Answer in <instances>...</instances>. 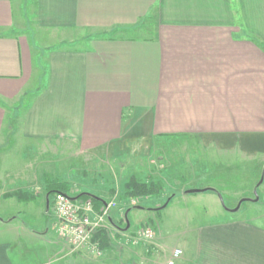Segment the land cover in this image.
<instances>
[{
    "label": "crops",
    "instance_id": "0c3cea01",
    "mask_svg": "<svg viewBox=\"0 0 264 264\" xmlns=\"http://www.w3.org/2000/svg\"><path fill=\"white\" fill-rule=\"evenodd\" d=\"M33 18L30 33L13 0H0V144L10 110L30 97L21 136L67 147L69 157L145 162L153 150L164 153L159 141L192 138L264 163V50L254 41L264 43V0H35ZM77 32L88 37L82 46L58 40ZM36 43L45 44L43 58ZM39 174L0 172V199L23 191L40 201ZM151 229L153 241L129 245L133 263L167 264L181 249L174 264H264L262 221L203 225L192 249L178 246L165 260L161 224ZM7 239H0V264H23ZM86 254L76 261L84 264ZM103 254L106 261L117 255Z\"/></svg>",
    "mask_w": 264,
    "mask_h": 264
},
{
    "label": "rangeland",
    "instance_id": "374dc122",
    "mask_svg": "<svg viewBox=\"0 0 264 264\" xmlns=\"http://www.w3.org/2000/svg\"><path fill=\"white\" fill-rule=\"evenodd\" d=\"M13 3L15 15L18 18L24 16L29 32H34L32 23L35 0H13ZM40 33H43V42L51 40V44L58 45L57 41L55 43L51 39L49 32ZM83 35L84 33L78 32L66 34L58 40L64 39L65 43L78 47L82 46L83 39L88 38ZM36 46H40L39 49L42 50L38 53L39 56L43 58V55H47L43 53L46 52L45 44L42 47L39 44ZM43 70L45 71V64ZM29 102L30 97L21 100L17 103L18 107L10 110L6 133L0 144V172L19 175L32 173L40 177L39 173L44 172L43 178L38 180L40 185L46 187L45 175H50L70 183L74 193L78 192L76 188H83L99 193V197L107 203L115 202L116 207L103 216V225L96 231L106 229L109 232L112 250L117 255L106 261L104 254L96 256L88 251H73L70 244L50 228L55 214L53 209L50 213L47 212V188H44L46 193L41 196L40 201H37L38 197L34 201H21L17 197L12 200L0 199V221L5 222V225L0 223V239L8 237L13 241L14 250L20 256L19 263L82 264L76 261L75 256L85 252L87 257L84 264H96L99 261L98 264H136L128 259L133 250L130 251L124 238L142 228H151V224L156 226L157 223L161 224L164 245L159 255L165 260L178 246L185 244L189 250L192 249L197 231L203 225L232 219L264 223V163L259 164L261 157L251 160L239 150L205 147L192 138L159 141L157 146H161L164 153L153 150L151 159L145 162L131 158L107 160L98 155L69 157L65 155L69 151L67 147L54 142L36 143L21 136L23 113ZM262 161L264 162V157ZM260 165H263L262 170ZM134 175L143 181L150 178L162 180L165 184L163 194L150 199L124 198V184ZM256 176L258 180L255 179ZM255 182L257 186L253 189ZM204 188L211 190L186 193ZM257 197L260 202H254ZM135 205L137 206L134 207ZM100 210L97 212L100 213ZM126 210L128 214L125 219ZM10 215L16 216V219L8 222ZM109 218H112L113 224ZM128 222L129 227L126 224ZM49 242H60L66 248L58 252L51 248ZM130 247L134 249L133 246Z\"/></svg>",
    "mask_w": 264,
    "mask_h": 264
},
{
    "label": "built area",
    "instance_id": "2783aa9c",
    "mask_svg": "<svg viewBox=\"0 0 264 264\" xmlns=\"http://www.w3.org/2000/svg\"><path fill=\"white\" fill-rule=\"evenodd\" d=\"M116 207L115 202L106 203L100 213L94 208L91 199L74 200L70 196L57 193L52 202L55 214V230L59 238L67 241L73 251H88L96 256H102L99 243L93 242L94 232L102 227L104 215ZM155 238L151 228H142L124 240L133 247L149 243ZM182 255L180 249H175L168 264H174L175 259Z\"/></svg>",
    "mask_w": 264,
    "mask_h": 264
},
{
    "label": "trees",
    "instance_id": "16d2710c",
    "mask_svg": "<svg viewBox=\"0 0 264 264\" xmlns=\"http://www.w3.org/2000/svg\"><path fill=\"white\" fill-rule=\"evenodd\" d=\"M254 41L259 47H261L264 50V43L260 39L255 38ZM45 182H46L47 194L49 199L48 213H50L52 208V202H53L52 199L57 193L66 194L70 196L72 199L79 201L91 199L94 208L98 211L105 205V199H103L102 197L94 196L88 192L74 193L70 183L63 181L61 179L51 177L50 175H45ZM164 189H165V184L162 180L160 181V180H155L154 178H150V180L143 181L139 176L134 175L130 177L124 184L123 196L128 200L133 198L138 200L144 198L145 199L158 198L163 194ZM209 190L211 189H207L205 191H209ZM31 195H29L28 192L18 191L15 193H10L6 195V197L7 198L17 197L21 201L36 200L37 195L36 194H33L32 196ZM173 197L174 195H172L171 198ZM136 206L137 205H135L134 207ZM127 210L129 211L130 209ZM127 210L125 212V219H126V214H128ZM93 242L99 243L100 248L103 251L112 249V243L109 236V232L106 229H99L98 231H95V233L93 234Z\"/></svg>",
    "mask_w": 264,
    "mask_h": 264
},
{
    "label": "water",
    "instance_id": "95a60500",
    "mask_svg": "<svg viewBox=\"0 0 264 264\" xmlns=\"http://www.w3.org/2000/svg\"><path fill=\"white\" fill-rule=\"evenodd\" d=\"M199 192H201V190H190V191H188L187 193H199ZM74 200H75V199H74ZM256 200H257V199H256ZM48 207H49V199H48ZM127 226L129 227V222H128Z\"/></svg>",
    "mask_w": 264,
    "mask_h": 264
}]
</instances>
